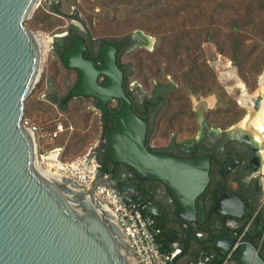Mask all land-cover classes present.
<instances>
[{
	"label": "water",
	"instance_id": "95a60500",
	"mask_svg": "<svg viewBox=\"0 0 264 264\" xmlns=\"http://www.w3.org/2000/svg\"><path fill=\"white\" fill-rule=\"evenodd\" d=\"M37 3L38 0H0V264H130L129 258L138 264L105 203L94 194L98 187H104L118 204H131L135 185L119 188L122 179L109 185L108 178L98 169L93 184L86 188L65 177L49 180L35 166V138L23 120L25 104L39 80L37 71L41 67L36 33L26 27ZM75 25L78 27L72 23L68 32ZM64 36L57 35L52 42L59 47ZM84 51L83 40L77 38L61 57L63 65L78 74L71 96L94 98L103 114H107L108 102H122L121 110L110 116L117 127L105 136V163L129 168L131 175L126 182L149 180L163 185L175 204L171 216L177 219L172 221L168 215L167 228L178 236L185 228L187 240H194L191 227L197 214L196 199L209 181L208 159L149 152L147 122L134 115L123 92L115 47H101L97 69L83 59ZM99 76L104 78L100 85ZM260 101L258 93L257 97H249L246 105L257 112ZM194 102L193 98V105ZM201 117L200 113L199 122ZM52 155L50 160L56 162L58 153ZM83 160L86 165L95 160L92 150ZM145 213L147 228L155 237L159 232L151 219L152 212L147 209ZM211 213L234 217L215 207ZM169 223L172 224L168 226ZM234 243L223 239L214 245L224 253L225 261L264 264L249 237L230 254ZM162 246L157 245L159 250Z\"/></svg>",
	"mask_w": 264,
	"mask_h": 264
},
{
	"label": "flooded vegetation",
	"instance_id": "af4514ba",
	"mask_svg": "<svg viewBox=\"0 0 264 264\" xmlns=\"http://www.w3.org/2000/svg\"><path fill=\"white\" fill-rule=\"evenodd\" d=\"M68 29L69 27L66 32L59 35L65 34L63 39L68 41L74 39L73 43L77 38L82 39L85 46L82 57L91 61L96 69L100 64L99 51L101 47L104 44L115 47V62L122 72L123 92L131 103L134 115L147 122L146 140L150 139L156 130L160 131V144H155L152 147L150 140L146 143L149 152L166 154L175 158L208 159L209 181L205 190L196 199L197 214L191 227L195 235L194 240H187L185 228H181L180 236L174 230L167 228L166 220L170 218L168 215H172L175 204L170 200L163 185L149 180L135 181L132 179L126 182V179L131 175V170L121 165L116 171L111 167L113 172L104 175L108 178L109 185H114L118 179H122L124 181L118 184L119 188L130 184L136 186L131 204L138 206L139 210L144 212L145 218L148 217L145 213L147 209L152 212L151 219L154 220L158 235L162 234L161 242L159 241L160 237L156 238L158 235L154 237L155 241L157 240V245H163L161 251L166 254L172 251L174 259L177 258L173 264H182L180 260L190 259L194 252L198 254V259L201 262V259L206 261L205 255L210 251L224 254L214 245L220 243L221 240L235 242L234 245L239 240V245L245 237L254 239L259 233L261 241L257 244L258 251L264 259V224L262 221L263 226L256 224L261 211L264 212V139L248 130L244 119L230 126L212 123L209 117L212 114L210 109L214 99H207L208 97L201 95L193 97L197 103L191 108L197 125L195 134L189 138L186 136L184 140H180L179 134H163L162 137L167 143L161 146V115L170 110L167 102L175 86L170 76H166L164 79L161 78V74H148L144 65L141 66V61L138 60V55L144 57L153 53L155 38L143 31L134 30L125 36L91 41L83 28L75 25L71 28V32H68ZM65 40L61 46H55L53 52L62 50ZM74 72L77 79L73 85L66 83L68 88L66 94L57 98V90H52L57 103L75 88L78 74L76 70ZM103 82L104 78L99 76L97 83L100 85ZM85 98L93 99L95 109L100 111L97 100L92 97ZM106 108L107 114H103L101 111L100 113L110 121V130L115 129L116 122L110 116L121 110L122 102L120 100L108 102ZM176 113L178 114V112H168L162 118L168 120ZM200 113L202 117L199 122ZM105 150L106 144L101 142L93 150V157L97 161L102 160ZM214 207L219 211L229 212L234 217L211 213ZM255 207L256 210H254ZM171 218L172 221H177L175 217L171 216ZM163 221L165 222L163 223ZM171 224L169 223L168 226ZM186 242L187 248H185ZM167 264L170 263L167 262ZM224 264L237 263L228 259Z\"/></svg>",
	"mask_w": 264,
	"mask_h": 264
},
{
	"label": "trees",
	"instance_id": "16d2710c",
	"mask_svg": "<svg viewBox=\"0 0 264 264\" xmlns=\"http://www.w3.org/2000/svg\"><path fill=\"white\" fill-rule=\"evenodd\" d=\"M65 5H67V0H60L56 4L50 3L48 10L40 11L36 9L26 22V27L33 32L39 30L50 32L51 36L55 37L67 31V28H62L64 19H67L80 23L89 40H103L92 35L86 22L79 16L78 11L73 12L72 10L70 14L65 13L63 11ZM100 14L105 19L110 17L111 23H121L128 30L135 28L155 38L153 53L143 60H150L148 62L149 66L156 65V71L161 73V78L166 79V76L170 75L175 88L169 95L167 106L172 110L174 108H180L181 110H177L178 114L176 113L168 119L166 125H172L175 122V125L180 129L189 131L190 137L197 130L194 120L195 115L191 110L190 95L205 96L212 92L211 89H206L208 87L207 83H211L209 85L212 87L215 86L216 82L213 76L214 72L209 67L208 59L203 51L202 46L204 44H211L220 56L227 58L229 62L236 66L237 73L241 78L239 80L246 87L248 86L246 84L247 78L243 74L242 66L247 64V61H253L252 66H250L253 82H256L257 75L259 76L264 72V52L261 45L258 43L257 46H251L247 43L249 40L256 38H260L259 41L264 43V31L261 32L264 28V0H136L134 5L130 7L114 0L101 7ZM90 19L88 17V20ZM89 23L91 24L90 21ZM223 27L226 28L225 31ZM249 27H252V32L255 34L252 38L245 36V33L248 34ZM73 41L74 39L70 41L66 39L62 50L59 49L54 52L60 65L66 71L74 70L67 69L63 65L61 57ZM55 46L54 44L53 47ZM142 65L144 63H141ZM160 67L161 72L159 71ZM224 67L230 69L227 64H224ZM75 76L77 79L76 74ZM39 83L34 86V90L39 87ZM244 89L247 90L245 87ZM32 93L25 104L23 121L27 123V127L37 128L34 138L38 154L42 155L60 149L59 161L62 163L72 162L67 161L65 156H68L70 160L84 156L86 151L93 147V144L91 145L93 139L97 137L94 139L96 142L104 140L111 128L110 121L107 120L105 115H101L100 111V125L97 126L93 123L90 128L89 115L81 116L82 112L80 110L81 100L87 98L72 97L71 92H68V95L59 103L55 101L60 114L63 116L61 120H56L49 125L48 122L51 121L50 118H47L49 108L41 107L42 102L40 101L38 107L31 106ZM220 94L223 95L224 93L221 92ZM35 111L40 115L37 116L38 119L36 118L38 124L43 128L47 123L46 130L30 121L29 118ZM225 113L223 111L221 114L226 115ZM165 114H167V111L161 115V123L165 122V119L162 118ZM211 116L212 114H210ZM210 117L209 120H211ZM45 118L48 119V122L45 121ZM212 118L215 119V117ZM58 126H62L63 131L52 138V134ZM95 133L97 134L93 136ZM164 134L167 135V132H164ZM180 137L182 140L185 139L182 134ZM149 140L147 138L146 143ZM98 163L99 170L103 175L113 172L110 169L111 167L116 171L119 166V164H106L103 158ZM254 210H256V207ZM140 212L145 218L144 212L142 210ZM260 215L256 221L257 225L262 224V222L264 224V212L261 211ZM159 230L161 232V227ZM161 235L156 236V238L159 239ZM260 241L259 233L256 234L254 239L251 238V242L257 250V244ZM159 251L161 253V249ZM205 257L204 264H224L226 256L219 252L210 251ZM190 259L196 263L198 254L192 255Z\"/></svg>",
	"mask_w": 264,
	"mask_h": 264
},
{
	"label": "rangeland",
	"instance_id": "374dc122",
	"mask_svg": "<svg viewBox=\"0 0 264 264\" xmlns=\"http://www.w3.org/2000/svg\"><path fill=\"white\" fill-rule=\"evenodd\" d=\"M113 1L114 0H106V1L67 0V5L63 7V11L67 14H70L72 10L73 12L78 11L79 16L86 22L88 30H90L92 35L98 39L121 37V36L128 35L134 30H137L135 28L132 30H128L124 28V26L121 23H111L110 17L109 19L103 18V16L100 14L101 7H103L104 5H108V3H111ZM116 1L117 3L125 4L129 7L134 5V3L136 2V0H131V1L116 0ZM48 5H49L48 3H43L42 7L38 8V10L40 11L48 10L47 9ZM89 9L91 10V12ZM88 17H90L91 19L88 20ZM89 21L91 22V24L89 23ZM72 23L77 24L79 27L83 28L80 23L76 21H69L67 19H64L62 28L64 29L68 28L71 26ZM223 30L225 31L226 28L223 27ZM262 31H264V28L261 30V32ZM34 33H40V36L44 34L42 35L43 37H46L45 35H47L49 38L48 37L46 38L50 40V43L45 53L43 54L44 60L41 63L40 76L38 80V82L40 83H39V87H37L35 90L33 89L31 106L38 107L39 101H40L42 102L41 107L49 108L47 118H50L51 121L48 122L47 121L48 119L46 118H45V121H47L50 125V123H53L56 120H59V119L61 120L63 116L59 112L57 103L54 100V98L56 97H54V94H52V90H55V89L57 90V94H56L57 98L58 96H63L68 91L66 83L69 85H73L76 79V76H75L74 71L64 70L62 66L60 65V62L58 61V59L55 57L56 55L53 52L54 43L51 40V38H53L51 36V33L43 32L40 30ZM253 35L255 34L252 32V27H249L248 34L245 33V36L247 38H252ZM259 40L260 38H256L253 40H249L247 43L251 46H257L259 43L261 45L262 51L264 52V43ZM202 47H203L205 56L208 59L209 67L214 72V75H213L214 79L217 82V83L215 82L214 84L215 86H212V87H210L209 85L211 83L209 84L207 83L208 87H206V89H211L212 92L208 93L205 96L208 97L207 99H211V98L214 99L213 101L214 103L211 105V109H210V112L212 113V116L210 117L211 122L214 124L230 126L244 119L246 128L253 133L255 132L256 135L264 139V76H263L264 72L261 73L259 76L257 75L256 82L255 81L253 82L251 79L252 71L250 67L253 64V61H247L246 62L247 64L242 66L243 74L247 78L246 84L248 86L246 87L244 86L242 81L239 80L240 76L237 73V68L233 63L229 62L227 58L220 56L215 51L214 47L211 44H204ZM147 57L148 56L142 57L138 55V60H140L141 63H144L145 71L147 70L148 74H151V75L161 74L156 71V65L149 66L148 62H150V60L149 61L148 59L146 61L143 60ZM155 59H158V58H155ZM224 64H227L230 67V69L228 67H224ZM159 71L161 72V67ZM41 76H42V80L40 81ZM244 87L248 91L245 90ZM221 92H223L224 94L223 95L220 94ZM258 93L261 96V101H260L259 109L257 110V112H255L252 110V108L249 105H246V101L251 96L257 97ZM193 97L196 98V96L190 95L191 106L193 105L192 103ZM81 103H82V106L80 107V110L82 112L81 116L89 115V127L91 128L93 123L99 126L100 125L99 124V121H100L99 111L95 109L94 107V100H92L91 98H87L86 100H81ZM196 103L197 102L195 100L194 104ZM177 110H181V109L180 108H174L173 110L170 109L167 111V113L168 112L172 113V111L176 112ZM223 111L226 112L225 113L226 115L221 114ZM218 113H220V115H218ZM37 116L39 117L40 115L36 113L35 111L34 114L29 119L34 125L42 128V126L38 124ZM212 117H215V119H213ZM166 121L167 120L161 123V146L167 143L166 141H164L162 137L164 132H167L168 134L177 133V134H180V136L182 134L184 135V138L186 136L188 138L190 137L189 131L187 132V130L184 131V129L182 128L180 129V127L175 125L176 124L175 122H173L172 125L171 124L166 125ZM46 127H47V123L44 125L42 129L46 130ZM97 133H95L93 136H95ZM159 135H160V131H157V130L153 133V135H151L150 146L154 147L155 144H160ZM96 138L97 137H95L94 139ZM94 139L91 142V145L93 144L92 145L93 147L91 148L92 150H95L97 148V145L99 142V141L96 142V140ZM180 140H182L181 137H180ZM89 151L90 149L86 151V154ZM84 156L76 157L71 160L69 159L68 156H65V159L67 161L68 160L75 161Z\"/></svg>",
	"mask_w": 264,
	"mask_h": 264
},
{
	"label": "built area",
	"instance_id": "2783aa9c",
	"mask_svg": "<svg viewBox=\"0 0 264 264\" xmlns=\"http://www.w3.org/2000/svg\"><path fill=\"white\" fill-rule=\"evenodd\" d=\"M43 3L56 4L58 3V0H38L36 9L42 7ZM38 34L40 33H36V35ZM45 36L48 37L47 35ZM51 40H53V38H51ZM26 124L27 123L23 121V125L27 127ZM27 128L33 136L37 132L36 127ZM62 131L63 127L58 126L56 131L52 134V138H55L56 135ZM101 142L105 143L104 140H99L97 147ZM91 150L92 149H90V151ZM53 152L58 153L56 162L50 160L52 156L46 159L45 154H38L35 145L34 154L37 155L35 161L36 168L42 173L44 172L46 175H50V177H57L58 180L61 177H65L86 188H89L93 184L97 170L100 167L95 158V160H92L89 165H86L83 160L85 156L72 162L62 163L59 161L60 149H55L48 153L53 154ZM57 178L54 180H57ZM94 194L105 203L106 208L113 216L116 225L127 240L129 252L138 264H167V257L160 253L154 236L147 228V219L141 215L138 206L135 204H118L104 187H98ZM238 243L239 240L233 246L230 254H232L237 248Z\"/></svg>",
	"mask_w": 264,
	"mask_h": 264
},
{
	"label": "bare ground",
	"instance_id": "6f19581e",
	"mask_svg": "<svg viewBox=\"0 0 264 264\" xmlns=\"http://www.w3.org/2000/svg\"><path fill=\"white\" fill-rule=\"evenodd\" d=\"M36 38L38 40V44H39V63H40V66H41V63L43 62L44 58H43V54L45 53L49 43H50V40L47 39L46 37H43L42 35L40 36V34L36 35ZM38 74L40 76V68L38 67ZM43 175L47 178V179H56L57 177H50V175H46L44 172H43ZM58 180V178H57ZM129 255V254H128ZM129 261H130V264H134L133 260L131 258H129Z\"/></svg>",
	"mask_w": 264,
	"mask_h": 264
},
{
	"label": "crops",
	"instance_id": "0c3cea01",
	"mask_svg": "<svg viewBox=\"0 0 264 264\" xmlns=\"http://www.w3.org/2000/svg\"><path fill=\"white\" fill-rule=\"evenodd\" d=\"M45 155H46V159H48V158H50L51 156H53L52 154H49L48 152L45 153ZM169 252H170V253L167 252V254H166V252H162V251H161V254H162L163 256L167 257V262H168V263H173V262H175V261L177 260V258L174 259V255H173V253H171L172 251H169ZM194 254H196V252H194L192 255H194ZM192 255H191V256H192ZM191 256H190V257H191ZM180 263H182V264H204V263L200 262L199 259L197 260L196 263H194V262L191 261V259H188V260L185 259V260H184V258L180 260Z\"/></svg>",
	"mask_w": 264,
	"mask_h": 264
}]
</instances>
